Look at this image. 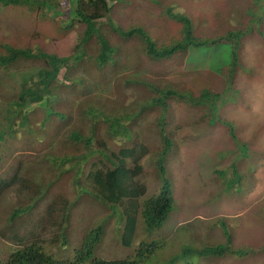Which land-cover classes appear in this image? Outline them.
<instances>
[{
	"label": "rangeland",
	"instance_id": "obj_1",
	"mask_svg": "<svg viewBox=\"0 0 264 264\" xmlns=\"http://www.w3.org/2000/svg\"><path fill=\"white\" fill-rule=\"evenodd\" d=\"M60 2V6L45 9L46 17L45 13L44 17L41 15L36 17L35 13L30 11L32 9L27 6L0 5V53L5 52L4 45L26 46L33 40L34 43L43 44L42 46L49 51L60 54L74 52L79 39L83 36L85 25L72 18L70 0H60ZM171 4L192 16L197 37L218 36L245 25L250 29L256 27L259 32L251 31L243 39L235 67L230 66L231 43L228 44L229 57L226 45H221L217 49L208 48L205 52L200 48V51L193 53L192 58L197 65L199 64L198 66L209 63V66L202 67L198 71L187 69L182 64V55L172 58L165 65L168 71L165 80L169 82L179 86L194 87L197 90H199L198 85L210 83L215 85L217 90H223L230 101L219 105L217 114L237 123L239 139L232 138L226 127L219 122L212 124L204 120L201 108L190 107L181 101L173 102L169 123L171 129L175 130L173 135L174 139L178 140V152L170 156L168 166L174 177L175 210L168 225L166 224L160 233L156 231L153 236L145 235V237L152 240L165 237L166 242L175 244L176 247L165 250L163 246L155 250L152 257L156 258L160 254V259L168 258L174 250L192 241L191 239H196V236L212 243L224 242L225 232L222 226L216 224L217 219L221 218L229 228L233 246L236 249L251 248L252 253L243 257L227 255L216 261L197 256L193 260L198 264H264V35L260 31L261 27L264 28V0H119L113 3L110 17L124 27L141 25L154 35L159 45L169 44L175 38L182 37L179 26H175L178 23L167 20L165 15V7ZM235 6L242 8L239 10L244 13L245 18L232 12ZM255 16H259L262 22L251 23L249 19ZM99 27L101 33L109 38L110 43L118 42L122 49L126 48V50H124L125 54L123 52L117 54V64L108 65L103 75L93 70V74L99 76L94 82L110 90L111 93L119 89L122 98H126L125 106L132 109L131 105L136 104L135 100L141 98L140 92L129 86H118L122 82V75H140L136 71L139 69L138 66H142L140 70L147 76L155 66L145 53L141 41L123 42L117 38L109 27L108 18L100 20ZM33 33H37L39 38H32ZM44 34L49 36L46 41H42L44 37L40 38ZM94 42L99 41L92 40L85 45L88 56L94 51V48H91ZM87 61L89 60L85 58L82 62ZM31 68L29 64L23 63L9 70L0 71V96L8 97L14 88L20 85L23 75L35 69ZM101 81L105 83L102 84ZM118 97L111 95V102L115 104ZM109 98L110 96L105 98V101ZM112 103L108 104L111 108H113ZM73 114L50 123L47 131L39 134L45 137L37 144L38 152L31 149V146L26 147L27 144L22 138H18L20 134L9 139L13 154H10L4 163H0V179L5 177L11 179L14 166L22 162L23 177L29 173L34 176L33 172L40 167L42 170L40 179L43 184L46 186L54 181L50 189L41 197L39 207L30 213L32 215H26L28 218L39 217L40 213L46 210L47 205L54 200H56L55 215H59V197L64 196L72 203L78 193L76 182L83 184L82 181L86 180L81 173L87 172L93 162L100 160L98 164L102 165V158L93 155L83 163L78 164L72 160L68 165L63 164L61 156L59 169L51 166L44 158L45 148L51 140L54 141L61 136L60 130H63V140L70 139L75 123L81 122L80 116L77 113ZM155 116L157 114L154 112L144 114L135 128L137 131L143 127L142 138L149 139L154 155L162 148L161 138L154 130ZM63 124L68 125L64 127ZM59 125L61 127L57 128ZM90 125L92 124L88 122L84 125L88 133ZM99 125L101 128L96 134L110 136L105 128L106 124ZM111 146L117 150L120 147L116 144ZM92 148L96 146L92 145ZM26 150L30 153H26ZM63 152L64 149L57 151L56 154ZM154 155L149 154L146 157L144 161L146 172L141 178L148 186V195L159 189ZM218 170L225 172L223 178ZM230 177L239 178L232 192H229L227 184V178ZM18 186L19 184H14L13 187L2 190L0 195V260L6 259L16 245L15 230L10 229L11 213L15 212L14 208L18 205L32 202L31 194L27 190H25L26 194L19 196L16 191ZM146 198L148 197L145 196L143 200ZM94 201L96 203H93ZM97 201L99 200L87 202L81 199L75 206L73 205L69 222L72 244L78 243L84 236L86 228H92L105 221V232L97 248V256L114 260L134 252L137 257L136 250L141 236H138L131 248H125L120 240L119 232L123 230L120 217L114 214L112 209ZM22 226L20 223L14 225L18 227L17 231L20 235L25 232ZM182 227L187 229L183 230ZM139 230L141 234H145L142 221L138 232ZM49 233L48 231L47 234ZM178 238L180 246H177ZM155 258L148 259V262H152Z\"/></svg>",
	"mask_w": 264,
	"mask_h": 264
},
{
	"label": "trees",
	"instance_id": "obj_2",
	"mask_svg": "<svg viewBox=\"0 0 264 264\" xmlns=\"http://www.w3.org/2000/svg\"><path fill=\"white\" fill-rule=\"evenodd\" d=\"M70 1L72 2V18L85 25L83 36L79 39L74 52L60 54L49 51L42 46L43 44L34 43L33 40L26 46L4 45L6 50L0 53V71L9 70L23 63L29 64L31 69L35 68L23 75L20 85L14 88L8 97L0 96V163H4L6 158L13 154L9 139L15 135L20 134L18 138H22L27 144L26 147L31 146V149L38 152L37 144L45 137L39 134L46 132L49 124L55 123L57 119L61 120L77 113L81 122L75 123L70 139L63 140V130H60L61 136L54 141L51 140L45 148L44 158L50 162L51 166L59 169L61 156L63 164L68 165L72 160L78 164L83 163L86 159H91L93 155L102 158V165L98 164L100 160L93 162L87 172L81 173L86 180L82 181L83 184L76 182L78 193L72 201L73 204L61 196L59 197V215H55L56 200H54L47 205L46 210L41 212L39 217L33 218L34 220L26 215H32L30 213L39 207L41 197L50 189L54 181L45 186L40 179L42 172L40 167L33 172L34 176L27 173L28 175L23 177L22 162L14 166L15 170L11 179L1 178L0 195L2 190L19 184L16 190L19 196L22 197L27 190L31 194L32 202L18 205L14 208L15 212L11 213L10 229L15 230L16 245L6 259L0 260V264H198L193 260L196 256L209 261H216L227 255L249 256L253 251L251 248L233 247L232 235L221 218L217 219L216 224L222 226L225 232L224 242L212 243L196 236V239H191L192 241L182 245V248L178 247L170 257L163 260L159 258L160 254L156 258L152 257L155 250L163 246L165 250L169 247L173 249L176 245L166 242L165 237L147 239L145 234L153 236L156 231H162L175 210L174 177L168 166L170 156L178 152V140L174 139L173 135L175 130L171 129L169 123L173 102L181 101L190 107L201 108L204 120L212 124L219 122L226 127L232 138L239 139L237 123L219 117L217 114L219 105L230 101L227 98L228 95L223 90H217L216 86L210 83L198 85L199 90H197L194 87L179 86L169 82L165 80L168 77L165 65L172 58L182 55V64L187 69L198 71L202 67L209 66V63L198 66L199 64L197 65L192 58L193 53L200 51V48H203L205 52L208 48L217 49L221 45H226L229 57V43H231L230 66L235 67L243 39L251 31L259 32V30L256 27L250 29L245 25L218 36L197 37L192 16L171 4L165 7V15L167 20L178 23L175 26H179L182 37L175 38L169 44L159 45L154 35L143 26L124 27L110 17L113 3L119 0ZM60 4V0H0L2 6H27L32 9L30 11L35 13L36 17H44V13L46 17L45 9L60 6ZM239 9L242 8L235 6L232 12L245 18L244 13ZM104 18H108L110 29L121 41H141L144 44L145 53L155 66L147 76L140 70L142 66H138L139 69L136 71L140 75H122V82L118 86H129L140 92L141 98L135 100L136 104L131 105L132 109L125 106L126 98H122V92L119 89L111 93L110 90L94 82L99 76L94 75L93 70L103 75L108 65L117 64V54L122 52L125 54L124 50H126V48L122 49L118 42L110 43L109 38L101 33L99 21ZM249 21L262 22V19L255 16ZM260 31L264 35L263 27ZM32 36V38H39L37 33H33ZM95 36L98 39L94 38ZM43 37L45 39L42 41L49 38L48 34L40 38ZM92 40L99 41L101 45L99 42H94L91 45L94 51L91 56H88L85 45ZM96 44L98 45L95 48ZM85 58L89 61L82 62ZM113 94L119 96L115 104L111 102ZM109 96L110 98L105 101V98ZM110 103L113 108L109 107ZM149 112L157 114L153 125L162 143V148L155 155L152 154L149 139L142 138L143 127L135 130L141 117ZM87 122L92 124L89 126V133L84 128ZM100 123L106 124L105 128L110 136L96 134L101 128ZM60 127L61 125L57 126V128ZM113 144L120 146L119 149L113 148L111 146ZM92 145L96 148H92ZM69 146L72 147L69 149ZM63 149L64 155L56 154ZM149 154L154 155V163L157 166L156 181L159 184V192L151 195H148V186L141 179L146 172L144 161ZM217 172L222 178L224 177V171ZM224 180L226 182V179ZM238 180L239 178H227L229 192L235 189ZM145 196L148 198L143 200ZM81 199L87 202L99 200L107 208L119 209L120 219L124 224L123 231L119 232L123 246H133L138 236H141L136 250L137 257L134 252L129 255L130 257L114 260L97 256V248L105 232V221L92 228H86L84 236L78 243L72 244L70 216L73 205L75 206ZM140 221L144 225V235L140 233V230L138 232ZM17 223L21 226L24 223L23 235L17 231L18 227H14ZM182 228L187 229V227ZM178 245L180 246L179 238ZM72 246L75 247L71 249ZM150 258L155 260L148 262Z\"/></svg>",
	"mask_w": 264,
	"mask_h": 264
},
{
	"label": "clouds",
	"instance_id": "obj_3",
	"mask_svg": "<svg viewBox=\"0 0 264 264\" xmlns=\"http://www.w3.org/2000/svg\"><path fill=\"white\" fill-rule=\"evenodd\" d=\"M175 198V197H174ZM113 210V213L114 214H117L119 217H120V211H119V209H117V210H114V209H112ZM121 220V219H120ZM123 223V222H122ZM123 228H124V224H123ZM123 231V230H122ZM161 231H159V233H160ZM146 235V234H145ZM120 240H121V238H120ZM101 242V241H100ZM121 243H122V241H121ZM187 243V242H186ZM233 243V242H232ZM123 245V244H122ZM125 247V246H124ZM132 247V246H131ZM131 247H125V248H131ZM234 247V246H233ZM126 257H130L129 255L128 256H126ZM125 258V257H124ZM121 259V258H120ZM123 259V258H122ZM108 260H112V259H108Z\"/></svg>",
	"mask_w": 264,
	"mask_h": 264
}]
</instances>
